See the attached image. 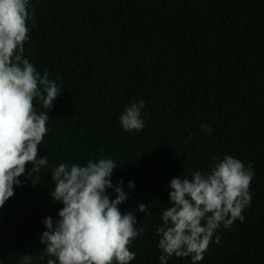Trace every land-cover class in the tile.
<instances>
[{
  "label": "clouds",
  "instance_id": "obj_1",
  "mask_svg": "<svg viewBox=\"0 0 264 264\" xmlns=\"http://www.w3.org/2000/svg\"><path fill=\"white\" fill-rule=\"evenodd\" d=\"M36 27L35 8L29 0H0V208L14 196V187L26 165L33 167L28 179L48 167L47 156L38 158V146L48 131V113L37 111L34 99H39L45 110L62 94L55 80L43 76L24 56V46L30 28ZM143 100L125 105L119 122L126 132L144 128L141 111ZM209 133L211 125H201ZM116 163L111 158L89 160L85 166L61 163L52 170L55 182L51 197L63 207L55 222L46 217V231L41 243L46 245L47 264H130L135 253L131 243L147 228L133 211L121 213L119 205L126 202L128 193L123 180L113 185ZM254 177L252 165L226 155L218 160L210 172L196 171L191 178L176 177L170 181V205L161 210L163 224L156 230L159 236L160 264H168L169 257L191 258L199 264L215 237L217 230L231 229L234 222H243V211L251 206L250 185ZM35 185L36 180L30 179ZM129 190L135 188L128 182ZM114 189L116 198L108 190ZM137 211L147 214L141 203ZM43 259V257H41ZM21 264H32V257L23 256Z\"/></svg>",
  "mask_w": 264,
  "mask_h": 264
}]
</instances>
